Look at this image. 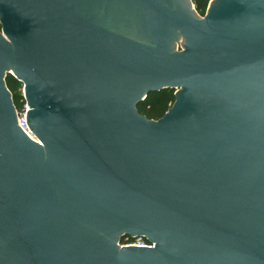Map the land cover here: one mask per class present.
<instances>
[{
  "label": "water",
  "instance_id": "95a60500",
  "mask_svg": "<svg viewBox=\"0 0 264 264\" xmlns=\"http://www.w3.org/2000/svg\"><path fill=\"white\" fill-rule=\"evenodd\" d=\"M254 1L210 0L204 18L160 13L152 34L133 0H0L10 40L0 35V264H131L133 251L153 248L174 264H264L257 200L221 189L227 169L202 165L196 150L147 153L138 142L152 144L168 114L135 108L189 81H264V6L252 11ZM166 24L190 33L174 37L183 50L165 46ZM7 73L25 85L37 140L17 124ZM128 77L138 82L125 97ZM105 226L154 247L122 248Z\"/></svg>",
  "mask_w": 264,
  "mask_h": 264
},
{
  "label": "flooded vegetation",
  "instance_id": "af4514ba",
  "mask_svg": "<svg viewBox=\"0 0 264 264\" xmlns=\"http://www.w3.org/2000/svg\"><path fill=\"white\" fill-rule=\"evenodd\" d=\"M133 1L139 22L152 34L160 26L162 18L170 12L184 16L196 13L199 18H204L207 9L203 15L199 14L194 0ZM257 2H253L252 11L254 8L257 10ZM261 3L264 6V0ZM225 11V7H222L214 16ZM254 17L253 21L259 20ZM163 27L165 46H169L176 34L184 37L190 34L184 31L182 34L168 24ZM209 27L203 31L206 36L210 34ZM237 30V27L232 29L235 35ZM247 78L244 74H225L218 80L207 78L167 87L172 90L174 100L161 117L153 119L158 120L168 114L165 118L167 129L153 141L156 146L144 141L138 143L147 153L158 157L164 156L158 152L161 149H174L179 153L196 150L203 159L202 165L218 168L220 175L222 172L225 174L227 169L221 189H226L228 183L236 189L240 188L241 194L247 195L246 198L257 200L255 210L259 211V207L264 210V81ZM137 82L135 78L126 79L125 97H130L128 94L133 93ZM145 97L136 103L135 108ZM180 154L185 155L183 152ZM195 161L171 162L174 166H190ZM103 228L110 238L109 242L134 250V246H124L121 242L124 236L119 237L110 226ZM133 253L135 258H128L131 264H174L156 248L150 251L135 250Z\"/></svg>",
  "mask_w": 264,
  "mask_h": 264
},
{
  "label": "trees",
  "instance_id": "16d2710c",
  "mask_svg": "<svg viewBox=\"0 0 264 264\" xmlns=\"http://www.w3.org/2000/svg\"><path fill=\"white\" fill-rule=\"evenodd\" d=\"M208 2L209 0H194L195 8L199 14L203 15ZM4 83L11 94L14 107L20 109L23 104V98L19 90L20 82L14 75L7 73ZM173 100L174 95L172 90L170 88H163L150 91L145 99L137 104L136 108L146 118L157 119L163 115Z\"/></svg>",
  "mask_w": 264,
  "mask_h": 264
},
{
  "label": "built area",
  "instance_id": "2783aa9c",
  "mask_svg": "<svg viewBox=\"0 0 264 264\" xmlns=\"http://www.w3.org/2000/svg\"><path fill=\"white\" fill-rule=\"evenodd\" d=\"M14 75V74H12ZM15 76V75H14ZM16 77V76H15ZM16 79L20 82V93L23 98V104L20 109H16L17 116V124L23 129V132L26 135H30L31 139L37 140V137L33 133L32 129L28 123V102L25 94V85L23 82L16 77ZM124 246H137V247H154V242L149 241L143 236H124L123 241H121Z\"/></svg>",
  "mask_w": 264,
  "mask_h": 264
},
{
  "label": "rangeland",
  "instance_id": "374dc122",
  "mask_svg": "<svg viewBox=\"0 0 264 264\" xmlns=\"http://www.w3.org/2000/svg\"><path fill=\"white\" fill-rule=\"evenodd\" d=\"M0 35L7 41H10L8 39V36L6 35V33L4 32V30L2 29V25L0 24ZM173 42L175 43V49L178 51H181L184 49V47L180 44V42H182V36H179L177 40H173Z\"/></svg>",
  "mask_w": 264,
  "mask_h": 264
}]
</instances>
